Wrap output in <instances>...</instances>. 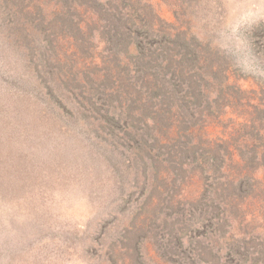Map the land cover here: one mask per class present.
Instances as JSON below:
<instances>
[{
  "label": "rangeland",
  "instance_id": "rangeland-1",
  "mask_svg": "<svg viewBox=\"0 0 264 264\" xmlns=\"http://www.w3.org/2000/svg\"><path fill=\"white\" fill-rule=\"evenodd\" d=\"M264 0H0V264H263Z\"/></svg>",
  "mask_w": 264,
  "mask_h": 264
},
{
  "label": "trees",
  "instance_id": "trees-1",
  "mask_svg": "<svg viewBox=\"0 0 264 264\" xmlns=\"http://www.w3.org/2000/svg\"><path fill=\"white\" fill-rule=\"evenodd\" d=\"M263 256V258H264V255H262ZM263 264H264V260H263Z\"/></svg>",
  "mask_w": 264,
  "mask_h": 264
}]
</instances>
